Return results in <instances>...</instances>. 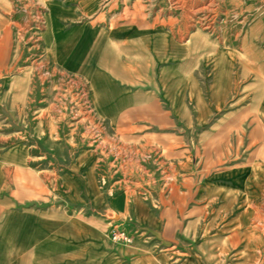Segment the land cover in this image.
Instances as JSON below:
<instances>
[{"label":"rangeland","instance_id":"obj_1","mask_svg":"<svg viewBox=\"0 0 264 264\" xmlns=\"http://www.w3.org/2000/svg\"><path fill=\"white\" fill-rule=\"evenodd\" d=\"M101 1L0 0V119L55 147L29 155V168L51 177L52 205H63L61 174L82 178V207L72 196L50 218L80 230L74 264H264V0H143L148 17H129L134 0ZM150 23L175 32L157 53L140 45ZM98 28L129 42L110 52L126 65L121 84L91 57ZM93 67L101 98L125 85L145 87L160 108L177 102L178 144L109 131L96 115ZM93 190L112 198L111 211Z\"/></svg>","mask_w":264,"mask_h":264},{"label":"crops","instance_id":"obj_2","mask_svg":"<svg viewBox=\"0 0 264 264\" xmlns=\"http://www.w3.org/2000/svg\"><path fill=\"white\" fill-rule=\"evenodd\" d=\"M106 2L109 0H102L101 6ZM99 3L98 0L95 2L96 5ZM112 9V4H108L107 11L111 12ZM129 17H148L144 10L143 0H134V11ZM154 17H161L160 13H155ZM103 19L104 13L101 12L94 18L92 25L101 23ZM148 27L150 28L145 30L146 34L142 36L144 43L141 41L140 45L155 53L159 51V47L165 43L168 44L166 41H160V38L170 39L175 33L173 29L159 30L156 23H150ZM118 34L119 32L112 28L93 30L90 39V53L91 57L97 63L100 61L104 68L110 69L112 65V70L118 72V76L122 78L119 83L121 84L124 81L123 76L120 75L121 66L123 70H126L123 67L126 65H123L122 60L119 61V65L118 63L111 64L110 52L114 47L129 46V42L126 38H119ZM118 59V56L112 58V60ZM98 67L92 69L94 74L91 77L90 88L97 108L96 115L106 118L109 131L122 135L129 133L134 137L143 133L148 140L146 144H159V148L173 149L179 142L178 123L173 125L172 122L173 118L179 116L177 102L170 101L169 104L164 102L166 107L160 108L152 99L153 94L145 87H138L131 91L125 85L116 88L113 99L110 98L109 90L106 92L107 95L104 94L106 97L101 98L103 90L98 81ZM149 97L151 105L148 104ZM43 98L47 96L44 95ZM140 121L147 122L149 125L137 124ZM12 125L0 119V264H59L63 258H68V264H74L76 254H81L82 251L81 241L76 242L77 238H80V230L78 234L71 232L67 227L70 224L52 223L50 218L51 214H58L61 207L67 208L68 203L71 205L72 202L68 200L72 196L75 199L74 207L76 209L82 207V178L77 174H61L58 179L57 192L61 195L59 198L63 200V205L60 206L59 203L52 205L51 177L36 175L34 170L29 168V165L34 163L32 161L34 159H31L29 155L36 149L51 150L55 147L49 139H43V145H40L42 142L39 139L30 141L29 137L26 140L20 138L24 133L22 136L19 135V131L13 129ZM147 127L149 129H146ZM142 129L144 131L140 132ZM59 136L62 140L60 129ZM61 140L56 145L57 148L66 149L65 141ZM148 147L153 146L148 145ZM93 191L91 197L95 199V202L99 197L109 198V195L103 196L98 191ZM103 202L102 206L106 209L102 211H111L112 198L106 202L103 200ZM95 226L98 228L97 223ZM96 238L97 232L91 240L94 246L97 245Z\"/></svg>","mask_w":264,"mask_h":264},{"label":"built area","instance_id":"obj_3","mask_svg":"<svg viewBox=\"0 0 264 264\" xmlns=\"http://www.w3.org/2000/svg\"><path fill=\"white\" fill-rule=\"evenodd\" d=\"M111 235L114 240H122L128 242L131 239L130 235L125 230H120V231L112 230Z\"/></svg>","mask_w":264,"mask_h":264}]
</instances>
